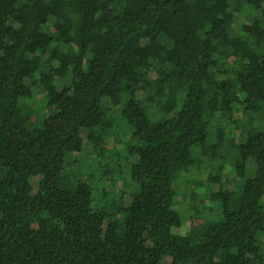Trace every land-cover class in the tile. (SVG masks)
I'll return each mask as SVG.
<instances>
[{"label":"trees","instance_id":"1","mask_svg":"<svg viewBox=\"0 0 264 264\" xmlns=\"http://www.w3.org/2000/svg\"><path fill=\"white\" fill-rule=\"evenodd\" d=\"M0 264H264V0H0Z\"/></svg>","mask_w":264,"mask_h":264},{"label":"rangeland","instance_id":"2","mask_svg":"<svg viewBox=\"0 0 264 264\" xmlns=\"http://www.w3.org/2000/svg\"><path fill=\"white\" fill-rule=\"evenodd\" d=\"M36 98L37 101H39L37 105H42V99L40 98V96L36 95ZM114 128L117 130H114L115 133H118L120 136L122 134V129L120 130L121 126H115ZM124 143L127 144L128 141L126 139L121 141V144L125 145ZM114 147L116 148L117 146ZM86 153L88 152H82L81 157H86ZM89 164L90 160L86 162L85 166ZM210 165H212V163H206L202 161L198 162L197 164L193 165L190 169H188V171H186L181 177V185L177 188L176 202L178 205V209L181 212L182 217L184 218V230L188 228L189 220L191 219V217L195 219L194 221L199 222L202 216H205L209 213V210L211 208L210 201L207 200L206 190L208 192L209 188H212L211 190L215 191L218 188L229 191L235 184L236 177H234L230 170H227L224 173L226 176H224V178H222L221 180V186L217 187L218 185L216 184L213 187L207 188L208 174L210 172L213 173V171L210 170ZM193 205L197 207L198 211L195 210V207Z\"/></svg>","mask_w":264,"mask_h":264}]
</instances>
